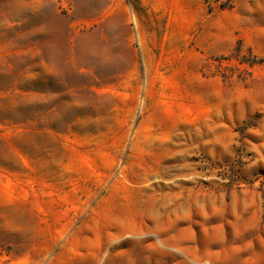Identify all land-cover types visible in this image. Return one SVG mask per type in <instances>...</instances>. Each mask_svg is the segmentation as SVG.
I'll use <instances>...</instances> for the list:
<instances>
[{
    "label": "rangeland",
    "instance_id": "374dc122",
    "mask_svg": "<svg viewBox=\"0 0 264 264\" xmlns=\"http://www.w3.org/2000/svg\"><path fill=\"white\" fill-rule=\"evenodd\" d=\"M0 264H264V0H0Z\"/></svg>",
    "mask_w": 264,
    "mask_h": 264
}]
</instances>
